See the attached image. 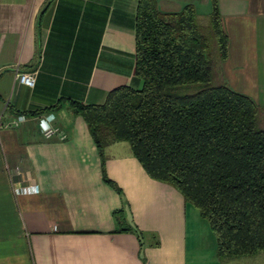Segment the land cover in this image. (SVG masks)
Wrapping results in <instances>:
<instances>
[{
  "label": "crops",
  "instance_id": "1",
  "mask_svg": "<svg viewBox=\"0 0 264 264\" xmlns=\"http://www.w3.org/2000/svg\"><path fill=\"white\" fill-rule=\"evenodd\" d=\"M216 1L229 37L222 74L264 106V0ZM157 2L163 12L192 4L199 16L211 15L213 0ZM137 6L0 0V264H221L198 209L151 178L124 141L105 150L106 175L122 192L105 181L88 126L70 106L102 104L122 85L142 87L135 74ZM19 72H33L35 85L19 82ZM57 103L51 112L58 131L48 138L40 126L47 113H25ZM19 115L26 121L12 125ZM9 166L23 171L17 187L35 190L16 192ZM129 226L154 232L161 244L148 236L141 246L123 230Z\"/></svg>",
  "mask_w": 264,
  "mask_h": 264
},
{
  "label": "trees",
  "instance_id": "2",
  "mask_svg": "<svg viewBox=\"0 0 264 264\" xmlns=\"http://www.w3.org/2000/svg\"><path fill=\"white\" fill-rule=\"evenodd\" d=\"M135 40L140 89L116 87L102 104L70 102L97 146L105 181L122 192L106 175L105 150L128 142L151 178L173 186L209 221L218 256L264 251V106L232 89L222 74L229 37L217 1L206 28L192 4L163 12L157 0H138ZM123 230L141 246L148 236L161 244L154 232Z\"/></svg>",
  "mask_w": 264,
  "mask_h": 264
},
{
  "label": "built area",
  "instance_id": "3",
  "mask_svg": "<svg viewBox=\"0 0 264 264\" xmlns=\"http://www.w3.org/2000/svg\"><path fill=\"white\" fill-rule=\"evenodd\" d=\"M17 76H18L19 82L27 84L29 86L35 85L36 76L33 72H19ZM54 120H55V114L52 112L44 114L41 117L40 119L41 132L43 133L45 137L49 138L57 133L58 128L55 126ZM25 121H26V116L19 115L12 120L11 124L14 126H18ZM7 170H8V175L13 185V188L15 189L16 192L29 193L35 190L31 185L17 187L18 181H16V178L19 176H22L23 174V171L21 170L20 167L18 166L10 167L9 166Z\"/></svg>",
  "mask_w": 264,
  "mask_h": 264
},
{
  "label": "rangeland",
  "instance_id": "4",
  "mask_svg": "<svg viewBox=\"0 0 264 264\" xmlns=\"http://www.w3.org/2000/svg\"><path fill=\"white\" fill-rule=\"evenodd\" d=\"M198 23L200 25H202L203 27L208 28V26L210 25V15L200 14L198 16ZM211 50L213 52V56L215 58H217V56H216V54H217V43L214 39H211ZM219 63H220V61H219ZM230 87L232 89H234L235 91H238L240 93L247 95V92L244 89L242 90L240 88H237V87L231 86V85H230ZM250 97L252 99H254L259 105L262 106V104H260L256 98H254L252 96H250ZM122 145L125 146L126 148L130 149L128 142H122ZM203 220L208 224V227L213 232V230L211 229V226L209 224V221L205 218H203ZM213 235L215 236L214 232H213ZM214 238L216 240V236ZM220 260H221V264H264V251H260L256 254L248 255V256H224V257L220 258Z\"/></svg>",
  "mask_w": 264,
  "mask_h": 264
}]
</instances>
